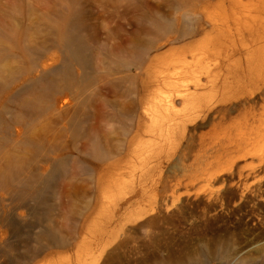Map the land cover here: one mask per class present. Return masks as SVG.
<instances>
[{"label": "rangeland", "instance_id": "374dc122", "mask_svg": "<svg viewBox=\"0 0 264 264\" xmlns=\"http://www.w3.org/2000/svg\"><path fill=\"white\" fill-rule=\"evenodd\" d=\"M263 87L264 0H0V264H264Z\"/></svg>", "mask_w": 264, "mask_h": 264}, {"label": "bare ground", "instance_id": "6f19581e", "mask_svg": "<svg viewBox=\"0 0 264 264\" xmlns=\"http://www.w3.org/2000/svg\"><path fill=\"white\" fill-rule=\"evenodd\" d=\"M70 55H73V56H75V55H77V52H76V50H73V51H71V53H70ZM188 72V71H187ZM186 71H184V73H187ZM254 82H255V80H253ZM264 88V87H263ZM260 92V91H259ZM263 93V92H262ZM187 94H185V98H187ZM240 100V99H239ZM166 101H168V100H166ZM241 101V100H240ZM253 102V101H252ZM256 102V101H255ZM243 103V102H242ZM241 103V104H242ZM254 103V102H253ZM239 104V103H238ZM255 104V103H254ZM232 105V104H231ZM240 105V104H239ZM262 107V106H261ZM54 167V166H53ZM13 169V168H12ZM14 171V170H13ZM12 174H13V172H12ZM48 182V178H43V179H41V180H35V183H36V185H37V188L36 189H34V193H32L31 195H33V198L35 199V202L37 203L38 201H39V199H40V194H41V192L44 190V188L46 187V183ZM19 195H21V194H19ZM47 235H49V238H51L52 240H54V236H52L51 234H48V233H46Z\"/></svg>", "mask_w": 264, "mask_h": 264}]
</instances>
